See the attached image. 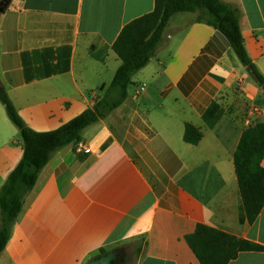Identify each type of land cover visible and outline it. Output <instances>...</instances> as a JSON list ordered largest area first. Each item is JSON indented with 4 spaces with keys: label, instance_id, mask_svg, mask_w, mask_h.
<instances>
[{
    "label": "crops",
    "instance_id": "0c3cea01",
    "mask_svg": "<svg viewBox=\"0 0 264 264\" xmlns=\"http://www.w3.org/2000/svg\"><path fill=\"white\" fill-rule=\"evenodd\" d=\"M222 1L239 9L264 77V0ZM154 8L155 0H12L0 16V86L25 125L55 131L92 108L121 65L113 45L123 28ZM196 17L171 18L127 100L83 131L87 151L77 143L53 154L0 264H89L118 247L117 264H201L186 242L198 225L264 246V207L251 224L234 164L244 131L264 124V88ZM187 125L201 133L197 145L184 140ZM23 153L0 101V190ZM229 264H264V252Z\"/></svg>",
    "mask_w": 264,
    "mask_h": 264
},
{
    "label": "trees",
    "instance_id": "16d2710c",
    "mask_svg": "<svg viewBox=\"0 0 264 264\" xmlns=\"http://www.w3.org/2000/svg\"><path fill=\"white\" fill-rule=\"evenodd\" d=\"M181 13L197 14L196 22L220 31L228 40L244 67L264 86L245 47L240 27V11L222 0H155L154 11L127 24L113 45L121 60L112 82L102 88L93 107L55 131L38 133L20 118L7 92L0 86V101L11 122L19 129L23 157L0 190V256L9 242L13 227L22 212L25 199L33 190L43 168L58 150L82 140L88 127L106 119L129 97L133 77L156 56L164 42V32L171 18ZM1 16V14H0ZM201 133L187 125L184 140L197 145ZM264 124L244 131L234 156L235 170L247 219L252 224L264 207ZM186 242L201 264H229L242 252H264V246L224 232L198 225ZM111 251L101 249L97 256Z\"/></svg>",
    "mask_w": 264,
    "mask_h": 264
},
{
    "label": "water",
    "instance_id": "95a60500",
    "mask_svg": "<svg viewBox=\"0 0 264 264\" xmlns=\"http://www.w3.org/2000/svg\"><path fill=\"white\" fill-rule=\"evenodd\" d=\"M12 0H1L0 2V14L4 13L11 4ZM247 72L253 74V70L250 67L246 68ZM264 88V86H263ZM118 256L115 253H110L105 256H101L89 262V264H117Z\"/></svg>",
    "mask_w": 264,
    "mask_h": 264
},
{
    "label": "rangeland",
    "instance_id": "374dc122",
    "mask_svg": "<svg viewBox=\"0 0 264 264\" xmlns=\"http://www.w3.org/2000/svg\"><path fill=\"white\" fill-rule=\"evenodd\" d=\"M129 249H130V247H128L127 248V250L128 251H126V252H130L129 251ZM124 250H123V248H121V247H118V248H115L114 250H111V253H115L117 256L120 254V253H122ZM110 254V253H109ZM129 254V253H128ZM128 256H130V255H128ZM131 260V259H130Z\"/></svg>",
    "mask_w": 264,
    "mask_h": 264
},
{
    "label": "built area",
    "instance_id": "2783aa9c",
    "mask_svg": "<svg viewBox=\"0 0 264 264\" xmlns=\"http://www.w3.org/2000/svg\"><path fill=\"white\" fill-rule=\"evenodd\" d=\"M78 148L81 149V150L87 151V148H86V146L83 143H78Z\"/></svg>",
    "mask_w": 264,
    "mask_h": 264
}]
</instances>
